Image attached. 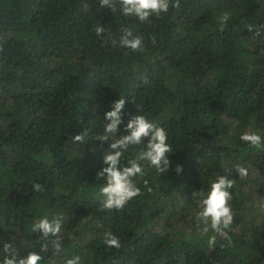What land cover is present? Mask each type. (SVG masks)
<instances>
[{"label": "trees", "instance_id": "obj_1", "mask_svg": "<svg viewBox=\"0 0 264 264\" xmlns=\"http://www.w3.org/2000/svg\"><path fill=\"white\" fill-rule=\"evenodd\" d=\"M110 2L0 0V264L6 242L19 257L39 253L40 264H264V30H249L264 29V0H170L143 22ZM124 29L143 37L142 51L120 43ZM119 98L122 123L102 142ZM136 115L166 131L168 171L139 161L141 194L103 210V155ZM244 133L259 134L261 146ZM146 143L123 150L119 166ZM224 175L234 181L227 238L204 233L198 218ZM44 217L62 218L56 236L33 230Z\"/></svg>", "mask_w": 264, "mask_h": 264}, {"label": "clouds", "instance_id": "obj_2", "mask_svg": "<svg viewBox=\"0 0 264 264\" xmlns=\"http://www.w3.org/2000/svg\"><path fill=\"white\" fill-rule=\"evenodd\" d=\"M121 10L124 15L135 16L139 21L143 22L149 16L155 14L159 16L161 12H167L170 0H119ZM101 7H111L110 0H100ZM173 7L180 6V0H172ZM230 14L225 11L219 18L220 30L228 23ZM254 36H260V27L252 29ZM96 34L101 35L105 29L97 26ZM124 35L121 37L120 43L133 51L139 52L143 50V37L140 35H133V33L124 29ZM125 105V99L119 98L112 102L111 110L104 114V119L107 123L104 125V134L98 139L100 141H107L117 132L118 125L122 123L121 110ZM125 131L127 135L114 139L109 145L112 151L103 155V162L107 167L102 168L99 172L106 180L105 186L100 189L101 207L103 210L111 211L113 209H122L128 201L141 194L133 182L132 178L138 174H142V166L139 161H147L160 172L168 171L170 161L168 153L172 151L167 141L166 131L154 123L146 120L141 115L134 116L126 125ZM87 134V129L80 134L73 136L74 141L83 142ZM147 138V143L136 159L128 161V166L121 168L120 158L123 155V150H126L129 145L141 144L142 140ZM240 139L253 147H260L262 144V137L256 133H244ZM177 172L181 171L180 166L176 168ZM228 170L226 169V172ZM236 171L243 178L247 176V169L237 166ZM234 181L228 179L227 175L219 176L211 184L210 191L202 200V211L198 213V218L201 219L205 227L203 232L207 233L209 227L211 230L223 238H227L226 229H229L233 222V213L229 206V201L232 196L228 189L232 188ZM147 184V181H145ZM32 189L35 192L43 191V186L39 183H34ZM151 191V189H149ZM61 217H54L49 220L47 217L41 218L33 225L34 231H39L44 237L50 234L56 236L61 229ZM210 221V225H209ZM216 235L209 238L208 244L210 246L216 243ZM104 243L109 247H120L119 239L111 233H105ZM57 251H59V244H57ZM44 250V249H42ZM3 251L5 253L2 264H40L42 257L37 252H29L24 257H19L14 250L12 244L4 243ZM79 257H73L66 261V264H79Z\"/></svg>", "mask_w": 264, "mask_h": 264}, {"label": "rangeland", "instance_id": "obj_3", "mask_svg": "<svg viewBox=\"0 0 264 264\" xmlns=\"http://www.w3.org/2000/svg\"><path fill=\"white\" fill-rule=\"evenodd\" d=\"M252 176V175H251ZM255 198H258L257 196H255Z\"/></svg>", "mask_w": 264, "mask_h": 264}]
</instances>
